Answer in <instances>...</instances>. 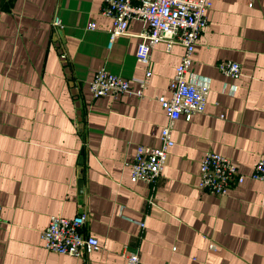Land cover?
<instances>
[{"label":"crops","instance_id":"1","mask_svg":"<svg viewBox=\"0 0 264 264\" xmlns=\"http://www.w3.org/2000/svg\"><path fill=\"white\" fill-rule=\"evenodd\" d=\"M103 5L0 0V264H128L124 250H138L142 264H264V182L248 176L224 196L197 186L210 149L247 174L264 156V0H213L191 65L210 79L207 107L176 119L155 184L132 180L127 162L138 143H161L168 116L157 96L170 95L184 45H154L142 96H94L101 67L135 90L145 74L136 57L145 22L130 19L109 46ZM228 59L242 64L239 77L219 69ZM82 211L101 247L82 256L47 250L41 231L51 215Z\"/></svg>","mask_w":264,"mask_h":264},{"label":"built area","instance_id":"2","mask_svg":"<svg viewBox=\"0 0 264 264\" xmlns=\"http://www.w3.org/2000/svg\"><path fill=\"white\" fill-rule=\"evenodd\" d=\"M212 5L213 0H104L101 13L112 19L109 46L120 35L128 33L130 19L145 22L146 28L139 33L141 41L136 51L137 59L145 66V74L135 78L139 85L135 90L131 87L130 79L101 67L90 81L94 96L117 97L125 92L142 96L153 73L151 51L154 45L160 40L167 42L168 49L174 43L184 45V52L169 83L170 95L157 96L168 116L167 123L161 128V143L158 146L138 143L134 158L127 162L132 180L155 184L163 174L169 148L174 144L172 132L176 119L181 116L190 119L193 114L206 110L210 79L193 73L191 65L199 36L209 26L208 12ZM62 24V19L55 17L53 25L58 27ZM88 27H96V22L91 20ZM218 67L232 78L242 74V64L236 60L220 61ZM235 89L231 87L232 92ZM248 176L264 182V156L256 160L253 170L247 174L239 169L230 156L210 149L202 158L197 186L224 196L231 186ZM1 214L0 202V225ZM87 219L88 213L85 211L74 216L51 215L48 225L41 231L43 246L49 251L73 256H82L99 249L101 245L98 238L84 230ZM140 223L145 224L144 221ZM209 247L216 249L217 243L211 240ZM123 255L128 264H142L138 250H124Z\"/></svg>","mask_w":264,"mask_h":264},{"label":"water","instance_id":"3","mask_svg":"<svg viewBox=\"0 0 264 264\" xmlns=\"http://www.w3.org/2000/svg\"><path fill=\"white\" fill-rule=\"evenodd\" d=\"M82 183H83L82 180H80L79 181L80 188L83 186Z\"/></svg>","mask_w":264,"mask_h":264}]
</instances>
